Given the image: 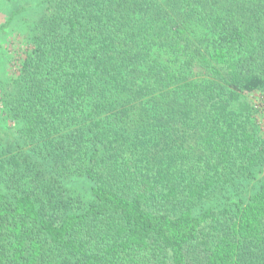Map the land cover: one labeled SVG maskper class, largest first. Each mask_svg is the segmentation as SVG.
Returning a JSON list of instances; mask_svg holds the SVG:
<instances>
[{
  "label": "trees",
  "instance_id": "trees-1",
  "mask_svg": "<svg viewBox=\"0 0 264 264\" xmlns=\"http://www.w3.org/2000/svg\"><path fill=\"white\" fill-rule=\"evenodd\" d=\"M43 1L0 92V264H264V0Z\"/></svg>",
  "mask_w": 264,
  "mask_h": 264
},
{
  "label": "rangeland",
  "instance_id": "rangeland-1",
  "mask_svg": "<svg viewBox=\"0 0 264 264\" xmlns=\"http://www.w3.org/2000/svg\"><path fill=\"white\" fill-rule=\"evenodd\" d=\"M45 7L43 0H0V92L7 88L10 80L16 48L24 45ZM259 178H264V173H260ZM248 185L245 182L237 190L248 191Z\"/></svg>",
  "mask_w": 264,
  "mask_h": 264
}]
</instances>
